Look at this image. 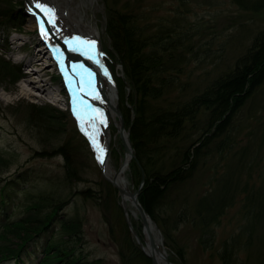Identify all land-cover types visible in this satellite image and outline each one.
Masks as SVG:
<instances>
[{
  "label": "rangeland",
  "instance_id": "374dc122",
  "mask_svg": "<svg viewBox=\"0 0 264 264\" xmlns=\"http://www.w3.org/2000/svg\"><path fill=\"white\" fill-rule=\"evenodd\" d=\"M58 1L71 10H68V23L82 24L85 32L92 31L98 36L104 64L117 89L121 115L115 112L130 141L125 116L133 119L130 104L133 94L125 77L124 61L112 50L108 39L106 1ZM110 2L115 3V7L136 5L150 33H155L159 26L168 27L172 36L180 39L183 45L186 76L182 79L187 82L189 90L184 92L182 99H179L177 90L162 101L150 102L146 122L151 114H155V108L166 102L188 100L195 89H202L227 73L250 47L258 32L264 29V15L244 12L232 0ZM8 10L15 16L14 22H20L22 27L13 24L12 27L9 23V29H1ZM36 13L33 0H0V156L6 164L0 166V187L6 180L30 170V181L26 184L30 193L19 195L14 218L22 216L24 207L41 196L64 201L60 214L76 227V239L83 255L91 261L101 260V264H123L113 236L123 232L126 224L132 240L143 251L144 226L137 212L138 218L131 214L129 219L137 236L129 228L122 197L104 178L102 153L83 130V127L95 129V139L109 147L110 165L119 170L126 155L121 127L111 121L105 135V124L96 123L89 109L81 105V97L74 88L67 86L61 63L53 59L46 40L32 20ZM47 17L53 16L49 14ZM45 19L42 21L46 34L64 51L66 48L60 43H65L54 36L48 19ZM67 22L65 35L69 37L76 31ZM39 50H46V58L34 65L35 60L41 59H33ZM2 59L6 61L5 65H2ZM29 60L31 64L27 65ZM14 67L19 69L17 76L10 70ZM45 67L47 70L40 72V76L34 74L30 77L31 70L41 71ZM41 79L48 82L49 91L59 95L58 100L50 99L32 86ZM227 137L234 146L220 154L216 147ZM199 145L197 143L194 147ZM67 168L75 174L72 181L66 180ZM127 178L135 192L138 188L130 166ZM263 182L264 86L237 113L229 128L203 148L191 177L172 189L169 197L160 203L157 209L159 222L154 223L170 261L174 264H264V211L259 212L253 203L249 204L252 212L248 216L244 209L248 195H255ZM224 197L227 198L225 203L222 201ZM214 209L219 216H214ZM206 215L210 221L207 226L201 222ZM11 216L12 213L8 218ZM160 226L168 231L169 245H166ZM245 230L248 233L241 236ZM68 235L67 232L61 233L57 238L67 241Z\"/></svg>",
  "mask_w": 264,
  "mask_h": 264
},
{
  "label": "trees",
  "instance_id": "16d2710c",
  "mask_svg": "<svg viewBox=\"0 0 264 264\" xmlns=\"http://www.w3.org/2000/svg\"><path fill=\"white\" fill-rule=\"evenodd\" d=\"M104 1L108 12V39L112 50L124 61L125 77L133 94L130 102L133 119L125 116L135 155L130 164L131 176L136 188L145 178L139 202L158 223L160 203L169 197L172 189L191 177L203 148L229 128L237 113L264 86V29L258 32L250 47L227 73L202 89H195L188 100L163 101L167 104L155 108V114H151L146 122L150 102L162 101L177 90L179 99H182L184 92L189 90L187 82L182 79L186 76L183 45L180 39L172 36L168 27L159 26L155 33H150L136 5L115 7V3ZM232 1L244 12L264 15V0ZM5 16L1 29H9V23L12 27H22L20 22H14L15 16L10 10ZM1 63L5 65L6 61L2 59ZM10 70L17 76L18 68ZM229 140L228 137L223 139L216 151L224 154L231 150L234 144ZM197 143L200 145L194 147ZM66 160L69 162L68 157ZM5 165L4 158L0 156V166ZM72 173L67 168L66 180L72 181L75 175ZM29 181L30 170H26L6 180L0 187V264L10 261L13 264H101V260L91 261L79 250L76 227L60 214L64 201L41 196L24 207L22 216L14 218L19 195L30 193L26 188ZM226 199L224 197L222 201L225 203ZM250 203L259 212L264 211V182L255 195H248V202L244 205L246 216L252 212ZM10 213L12 216L8 218ZM214 213L215 217L219 216L215 209ZM201 222L207 226L210 222L208 216ZM160 228L167 245L168 231L166 227ZM66 232L69 239L58 240L57 235ZM247 233L245 230L240 235ZM113 237L123 264H152L132 240L126 224L124 231ZM178 254L183 257L182 252Z\"/></svg>",
  "mask_w": 264,
  "mask_h": 264
},
{
  "label": "bare ground",
  "instance_id": "6f19581e",
  "mask_svg": "<svg viewBox=\"0 0 264 264\" xmlns=\"http://www.w3.org/2000/svg\"><path fill=\"white\" fill-rule=\"evenodd\" d=\"M37 4L43 5L44 9L42 10L40 7H37ZM33 6L37 11V15L34 17V19L32 18V20H34L36 28L40 29L42 36L46 40L53 59L56 62L61 63L60 68L63 70V73L67 78V86L78 89L81 97V105H84L89 109L91 116L96 123H107L109 124L110 128V125H112L111 121H114L117 126L121 127V123L118 121V115L114 109H119L116 85L114 84L109 70L104 64L101 55V45L96 33L92 31L85 32L83 30L82 24L75 25L70 22L68 23L67 19L71 10L63 7L58 0H33ZM48 9L51 11H48ZM49 14H52L53 17H47ZM43 17L48 19L54 36L67 44L64 51L60 50L59 47L53 43L50 37L46 34V29L42 21ZM65 22L72 25L76 31L75 34H72L69 37L65 35V32L68 29ZM76 37H78L79 40L74 39ZM93 41L94 44L92 43ZM45 52L46 50H39L37 53L35 52L33 59L37 57H41V59L35 60L33 63L34 65H39V63L43 61V58H46ZM26 64L30 65V60L27 61ZM47 68L48 67H45L43 70L41 69V71L36 69L31 70L33 74H30V77L34 74L39 75L40 72L47 70ZM74 77L77 78V82L75 83L72 80ZM34 83L35 84L32 86H34L37 90L46 93L50 99L54 98L53 100H58L59 95H56L55 91H49L50 87L48 86L47 81L41 79L39 82ZM55 95L56 97H54ZM85 131L87 137L98 148H100L102 156L105 159L107 146L102 145L101 142H98L97 139H95V129H86ZM124 138L127 140L126 131L124 133ZM131 157V153H126L119 170L112 168L109 163V159L106 158V161H104L105 176L113 181L117 187L126 191L125 195L122 197V201L123 207L128 213L129 219H131V214L138 218L137 210L132 204V197L129 195L130 193H133V191L130 188L129 180L127 178ZM148 222L149 231L153 235L156 246L160 248L162 244L160 243L154 220L152 218L149 220L148 218ZM148 235V230H145L144 249L147 254L152 255L153 253L151 251ZM165 254H167V252H164L162 249H160L159 252L156 251L154 253L157 264H166Z\"/></svg>",
  "mask_w": 264,
  "mask_h": 264
},
{
  "label": "water",
  "instance_id": "95a60500",
  "mask_svg": "<svg viewBox=\"0 0 264 264\" xmlns=\"http://www.w3.org/2000/svg\"><path fill=\"white\" fill-rule=\"evenodd\" d=\"M46 25H47V22L45 21ZM48 27V25H47ZM60 43V42H59ZM61 45H63V43H60ZM63 47L65 48V46L63 45ZM116 112H118L119 115H121V113L119 112L118 109H115ZM109 124L106 125L105 127V135L108 134V131H109ZM124 133H125V129H124V126L122 125L121 129H120V134H121V137H122V140H123V146H124V149H125V152L126 153H131V158H134V153H133V148L131 147V143L129 141V135H128V132H127V137H128V143L126 142V140L124 139ZM108 155H109V152L106 154V158L108 159ZM106 158L104 161H106ZM105 162H103V166H104ZM104 178L110 182L120 193L121 197H123L126 193V191L120 189L119 187H117V185L109 180L105 175H104ZM145 185V178L143 177L142 181H141V184L140 186L138 187V189L133 192V193H130L129 195L132 197V204L133 206L136 208L137 212L139 213V216L142 220V223H143V226H144V230H148V236H149V240H150V247H151V251H152V255H149L145 252V249H143V252L145 253V255L152 261L153 264H157L156 262V259L154 257V253L157 251L159 252L160 251V248H158L156 246V243H155V240L153 238V235L150 233L149 231V222H148V218L149 220L151 219L149 217V215L146 213L145 209L143 208V206L141 205V203L139 202V196H140V193H141V190L142 188L144 187ZM126 211V210H125ZM127 222H128V225H129V228L131 229L132 232H134V234L136 235V232L133 230L132 228V223L131 221L129 220V218L127 219ZM155 224V223H154ZM137 236V235H136ZM159 237V236H158ZM141 247L143 248V244L140 243ZM162 250L164 252H166V249L162 246ZM165 262L166 264H173L170 259H169V256L168 254H165Z\"/></svg>",
  "mask_w": 264,
  "mask_h": 264
},
{
  "label": "snow or ice",
  "instance_id": "6c2138e0",
  "mask_svg": "<svg viewBox=\"0 0 264 264\" xmlns=\"http://www.w3.org/2000/svg\"><path fill=\"white\" fill-rule=\"evenodd\" d=\"M37 7H40L42 10L44 9V6L43 5H40V4H37ZM48 11H51L50 9H48ZM74 39H77V40H79V38L78 37H76V38H74ZM93 44H94V41L92 42ZM98 159H99V157H98Z\"/></svg>",
  "mask_w": 264,
  "mask_h": 264
}]
</instances>
